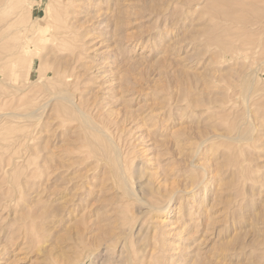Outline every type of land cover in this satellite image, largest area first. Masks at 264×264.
I'll use <instances>...</instances> for the list:
<instances>
[{"label":"rangeland","instance_id":"rangeland-1","mask_svg":"<svg viewBox=\"0 0 264 264\" xmlns=\"http://www.w3.org/2000/svg\"><path fill=\"white\" fill-rule=\"evenodd\" d=\"M220 1L0 0V264H264V24Z\"/></svg>","mask_w":264,"mask_h":264},{"label":"bare ground","instance_id":"bare-ground-1","mask_svg":"<svg viewBox=\"0 0 264 264\" xmlns=\"http://www.w3.org/2000/svg\"><path fill=\"white\" fill-rule=\"evenodd\" d=\"M225 1V0H224ZM231 1V0H230ZM233 1V0H232ZM235 1V0H234ZM250 1V0H249ZM254 2H257L258 0H253ZM262 1V0H261ZM254 2H249V3H247L246 4V2L244 3L243 1L241 2V1H235V3L234 2H224L223 4L221 3V1L219 2V3H221L223 6H221V7H223V8H218L219 9V11L220 12H218L217 13V11H214V12H216L218 15L220 14V15H222L223 16V18H224V20H226V21H231V22H235V23H237V24H244V26L246 25V29H247V26L249 25V23L250 22H252L253 24H255L254 22H256V21H260L259 23H261V24H264V9H262V10H260V11H258L259 9H260V6L258 7V4H262V6L264 5L262 2L260 3V1H258V3H254ZM234 3V4H233ZM251 3H254V4H251ZM221 4H218L219 6L221 5ZM238 4H240L241 6L239 7L240 9L238 10L237 9V7H238ZM255 4H257V7L256 6H254ZM234 5V6H233ZM217 5H215V7H216ZM219 6H217V7H219ZM212 8V7H211ZM211 8H208V9H211ZM213 8H214V3H213ZM259 8V9H258ZM264 8V7H263ZM234 9V10H233ZM212 11V10H211ZM127 12V11H126ZM213 12V11H212ZM129 14V13H128ZM213 14V13H212ZM245 14H251V15H253V16H256V19L257 20H255V18H252L251 19V17H249V16H247V17H249L251 20H249L247 17H246V15ZM215 15V14H214ZM217 18H219V17H217ZM259 18V19H258ZM258 22H256V23H258ZM224 23V22H223ZM251 23V24H252ZM217 24V23H216ZM252 24V25H253ZM264 26V25H263ZM263 26H261V28L263 27ZM242 28H243V26H242ZM227 29V28H226ZM241 29V28H240ZM245 30V29H244ZM243 30V31H244ZM228 31V30H227ZM230 31V30H229ZM236 31V30H235ZM238 31V30H237ZM247 31V30H246ZM257 31V30H256ZM232 32V31H231ZM242 32V31H241ZM241 32H239V33H241ZM236 33V32H235ZM238 33V34H239ZM243 33V32H242ZM241 33V34H242ZM245 33V32H244ZM264 33V32H263ZM263 33H261V34H259L260 36L259 37H251V36H248V35H246V37H245V34L243 35V36H240V37H238V34H235V35H237V38H236V40H239V41H241V42H243V43H240L241 45L243 44L244 46H247L248 47V49L246 48V49H244V51H246V53H248V55H249V59L247 60V58L245 59V61L247 62V63H249V62H251L250 64H251V66H249L248 64V66L250 67H248L249 69H251V67L252 68H254V67H256L257 69H259V68H262V66L264 65V34ZM250 34V33H249ZM253 34V33H252ZM234 35V36H235ZM223 36V35H222ZM230 36H231V34H230ZM255 36H257V35H255ZM38 38V37H37ZM235 38V37H234ZM222 39V38H221ZM217 40H219V39H217ZM217 40H215L214 42H216L217 43V46L218 47H220V49L223 51L222 53H224V56H226V58H231V57H233L235 54H236V52H235V50H234V47H235V45L234 44H231L232 42H222V41H217ZM235 40V39H234ZM224 41V40H223ZM237 44H238V42H236ZM212 44V43H211ZM214 44V43H213ZM10 45V44H9ZM33 45V44H32ZM240 45V46H241ZM22 46V45H21ZM242 47V46H241ZM240 47V48H241ZM23 48V47H22ZM227 49H230V51H228L227 52ZM18 50H20V49H18ZM218 52V51H217ZM20 53V52H19ZM244 53V52H243ZM242 53V54H243ZM21 54V53H20ZM13 55V54H12ZM199 55V54H198ZM217 55V54H216ZM8 56V55H7ZM244 56V55H243ZM9 57H10V54H9ZM21 57V56H20ZM239 57V56H238ZM16 58V57H15ZM245 58V57H244ZM14 60V59H13ZM11 62V61H10ZM19 65V64H18ZM17 65V66H18ZM246 65V66H247ZM245 66V65H244ZM264 67V66H263ZM18 68V67H17ZM241 68V67H240ZM246 68L247 67H245V70H246ZM247 68V69H248ZM244 70V69H243ZM253 70V69H252ZM249 71V70H248ZM256 71V69L254 70V72ZM262 71V70H261ZM264 71V70H263ZM254 74V73H253ZM24 77V76H23ZM244 78H246L245 76H244ZM264 78V77H263ZM239 79V78H238ZM243 79V78H242ZM247 79V78H246ZM245 80V79H244ZM246 81H248V82H246ZM245 81V84H243V88L241 87V94L243 95V97L245 98V99H247V98H249V94H250V92L251 91H253L252 89H254L253 88V86H254V84L252 83L253 82V80H251V83L249 82V80L247 79ZM50 82V81H49ZM244 82V81H243ZM26 83V82H25ZM75 84V83H74ZM231 84V83H230ZM233 84V83H232ZM232 84H231V86H232ZM71 85V84H70ZM229 85V84H228ZM245 85V86H244ZM68 88V87H67ZM230 88V87H229ZM48 90V89H47ZM68 90V89H67ZM258 91V90H257ZM69 92V91H68ZM59 94V93H58ZM236 94V93H235ZM62 95V97L61 98H63V97H65V96H63V94H61ZM60 95V96H61ZM264 95V94H263ZM233 96V95H232ZM71 97V96H70ZM230 97V96H229ZM264 97V96H263ZM263 97H260V98H263ZM69 98V97H68ZM67 98V99H68ZM64 100V99H63ZM66 100V99H65ZM224 100V99H223ZM60 101V100H59ZM195 101V100H194ZM258 102V101H257ZM71 103V102H70ZM83 103V102H82ZM196 103V102H195ZM244 103V102H243ZM261 103V102H260ZM194 104V103H193ZM253 105V104H252ZM251 105V106H252ZM263 105V107H264V103L262 104ZM254 106V105H253ZM252 108V107H251ZM255 109V108H254ZM79 110V109H78ZM221 111V110H220ZM261 111V110H260ZM81 113H82V110L80 111ZM240 113H241V111H240ZM235 114V113H234ZM250 114V113H249ZM224 115V114H223ZM236 115V114H235ZM76 116V115H75ZM230 116V115H229ZM225 117V116H224ZM233 118V117H232ZM262 118H264V117H262ZM78 119V118H77ZM262 120V119H261ZM227 121V120H226ZM85 122V121H84ZM236 122V121H235ZM95 123V122H94ZM251 123V122H250ZM240 124V123H239ZM92 125V124H91ZM232 125H234V128L235 127H238L237 125L235 126V123L234 124H232ZM103 127V126H102ZM220 128V127H219ZM232 128V127H231ZM90 129V128H89ZM248 129V128H247ZM246 129V130H247ZM251 129H252V127H251ZM231 130V129H230ZM92 131H94V130H92ZM248 131H251V130H249L248 129ZM248 131H246V133H242V135H241V133L238 135V136H236L235 138H233L232 136H225L227 139L229 138L230 140H233V141H240V140H248L249 139V136L247 135V132ZM100 132H102L103 133V131H100ZM232 132V131H231ZM234 132V131H233ZM250 134V133H249ZM253 134V133H252ZM102 135V134H101ZM234 136V135H233ZM250 138H252V136H250ZM111 140V139H110ZM215 140V139H214ZM218 141V140H217ZM222 141V140H221ZM224 141V140H223ZM222 141V142H223ZM253 141V140H252ZM110 143H111V141H110ZM228 143V142H227ZM241 143V142H240ZM249 143V142H248ZM216 144V143H215ZM238 144V143H237ZM116 145V144H115ZM230 145V144H229ZM233 145V144H232ZM107 146V145H106ZM216 145H213V147H215ZM252 146V145H251ZM109 147V146H108ZM231 147V146H230ZM233 147V146H232ZM116 149L118 150V148L116 147ZM234 149V148H233ZM226 151V150H225ZM233 151H236V150H233ZM105 152V151H104ZM197 152V151H196ZM238 153V152H237ZM106 154V153H105ZM130 154H132V153H130ZM234 154V153H233ZM125 155V154H124ZM226 155V154H225ZM109 156V155H108ZM128 156H131V155H128ZM128 156H126V157H128ZM233 156V155H232ZM114 157H115V155H114ZM116 157H117V159H119L120 161H121V159H120V155H119V153H118V151H116ZM228 157V156H227ZM106 158V157H105ZM110 158V157H109ZM122 158V157H121ZM231 158V157H230ZM234 159L236 158V156L235 157H233ZM232 159V158H231ZM123 160V159H122ZM236 160V159H235ZM118 161V160H117ZM115 162V161H114ZM227 162V161H226ZM233 162H235V161H233ZM128 163V162H127ZM129 163H130V161H129ZM239 163H240V161H239ZM131 164V163H130ZM229 164V163H228ZM119 165V164H118ZM132 165V164H131ZM236 165V164H235ZM240 165V164H239ZM116 166V165H115ZM114 166V167H115ZM240 168V167H239ZM119 169H120V172H121V175H120V178H122L123 180V182L124 181H126V180H124L125 179V172H124V166H123V164L122 163H120V165H119ZM118 169V170H119ZM127 169V168H126ZM148 169V168H147ZM240 170H241V168H240ZM239 170V171H240ZM246 170V169H245ZM110 171V170H109ZM111 172V171H110ZM110 172H108V173H110ZM116 172H117V170H116ZM129 172V171H128ZM127 173V172H126ZM242 173V170H241V172H240V174ZM246 173V172H245ZM133 174V173H132ZM138 174V173H137ZM153 174H156V173H152V174H150L149 172H142V169H141V172H139V179H138V181H139V184L140 183H145V185L144 186H146L147 185V187L148 188H151V187H154L153 185H154V183L153 182H155V181H153L155 178H157V177H155ZM158 174H156V176H157ZM137 177V176H136ZM154 177V178H153ZM200 177V176H199ZM201 178V177H200ZM192 179V178H191ZM199 179V178H198ZM200 180V179H199ZM157 181V180H156ZM160 182V181H159ZM125 183V185H126V187L128 186L127 185V183L126 182H124ZM196 183H197V181H196ZM136 184H137V182H136ZM138 185V184H137ZM160 185V184H159ZM142 186V185H141ZM157 186V185H156ZM161 186V185H160ZM129 187V186H128ZM147 187H144V188H147ZM140 188V187H139ZM157 188H159L158 186H157ZM130 189V191H131V187L129 188ZM127 190V189H126ZM152 189H150V191H151ZM154 188H153V192H152V194L154 193ZM162 190V189H161ZM156 191V190H155ZM157 191H159V190H157ZM156 191V192H157ZM134 192V191H133ZM132 191H131V193H133ZM159 192H162V191H159ZM128 193L130 194V192L128 191ZM142 193H144V192H142ZM145 194V193H144ZM154 194H157V193H154ZM171 194V193H170ZM174 194V193H173ZM172 194V196L174 197V195ZM132 195V194H131ZM130 195V196H131ZM144 196V195H143ZM152 196V195H151ZM154 196V197H153ZM152 196V198H155V197H157V195L155 196V195H153ZM136 198V197H135ZM142 198H145V197H142ZM163 198V197H162ZM147 198H145L144 200H146ZM141 200H143V199H141ZM143 200V201H144ZM161 200H163V199H161ZM138 201V200H137ZM143 201H141V202H143ZM147 201L148 200H146L145 202H146V204H147ZM145 202H143V203H145ZM149 202V201H148ZM153 202H155L154 200H153ZM169 202H170V200H169ZM156 203V202H155ZM149 204V203H148ZM147 204V205H148ZM160 204V203H159ZM159 204L157 203V204H154V203H150V206H151V208L152 209H154V210H158L159 208L158 207H156L157 205L159 206ZM162 204V203H161ZM160 207V206H159ZM142 209V208H141ZM153 210V211H154ZM163 210H164V208H163ZM152 211V212H153ZM151 212V213H152ZM157 212V211H156ZM159 212V211H158ZM132 213H133V211H132ZM129 214V213H128ZM131 215V214H130ZM137 215V214H136ZM144 217H145V215H144ZM130 222V221H129ZM148 222V221H147ZM141 226V225H140ZM148 226V225H147ZM133 227V229L135 228L134 226H132ZM128 228H129V226H128ZM127 229V228H126ZM136 229H138V228H136ZM149 230V229H148ZM127 231V230H126ZM135 231H137V230H135ZM134 231V232H135ZM144 231H146V229L144 230ZM130 232V231H129ZM148 232V231H147ZM152 232V231H151ZM155 232V231H154ZM125 233H127V232H125ZM128 234V233H127ZM126 234V235H127ZM130 234H132V233H130ZM150 233L148 232V235H149ZM154 234V233H153ZM110 235H112V232H111V234ZM123 235V234H122ZM113 236V235H112ZM115 236V235H114ZM120 237V236H119ZM123 237H125V236H123ZM122 236H121V241H122V238H123ZM114 238V237H113ZM130 239V238H129ZM135 240V239H134ZM140 240V239H139ZM120 241V240H119ZM128 241V236H127V238L125 237V242H127ZM130 241V240H129ZM117 242V241H116ZM133 242V241H132ZM113 243V242H112ZM129 243V242H128ZM127 243V244H128ZM162 243V242H161ZM125 244V243H124ZM134 244V243H133ZM143 245H144V242H143ZM126 246V245H125ZM147 246V245H146ZM104 247V246H103ZM148 247V246H147ZM147 247H145V246H140L139 247V249L140 250H142V251H148L149 249H146ZM110 248V247H109ZM153 249H155V247L153 248ZM131 250V249H130ZM101 251V250H100ZM106 251V250H105ZM110 251V250H109ZM145 251V252H146ZM151 252H154V251H151ZM102 253V252H101ZM108 253V252H107ZM123 253H125V251H123ZM127 253V252H126ZM149 253H150V251H149ZM103 254V253H102ZM128 254V253H127ZM145 254V253H144ZM152 254V253H151ZM130 255H131V253H130ZM110 256V255H109ZM93 257V256H92ZM106 258V257H105ZM133 258V257H132ZM136 258H138V257H136ZM111 259V258H110ZM121 259H122V257H121ZM121 259H120V261H121ZM123 259H124V257H123ZM140 259V258H139ZM146 258H144V260H145ZM103 260V259H102ZM141 260V259H140ZM123 262H126L125 260H123ZM141 263V262H140ZM121 264V263H120ZM125 264V263H124Z\"/></svg>","mask_w":264,"mask_h":264}]
</instances>
